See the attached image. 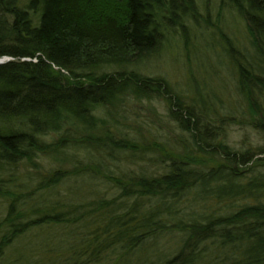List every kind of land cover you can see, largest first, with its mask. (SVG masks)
<instances>
[{
	"label": "trees",
	"instance_id": "obj_1",
	"mask_svg": "<svg viewBox=\"0 0 264 264\" xmlns=\"http://www.w3.org/2000/svg\"><path fill=\"white\" fill-rule=\"evenodd\" d=\"M198 1L0 0V172L39 153L73 166L3 191L0 249L38 228L49 264H264V147L236 149L225 132L247 112L264 134V0H200L217 8L219 47L236 68L239 102L225 113L136 70L177 29L188 50ZM224 15L246 22L248 58L218 26ZM130 97L167 102L180 140L220 163L179 156L170 135L163 151L114 135L105 112Z\"/></svg>",
	"mask_w": 264,
	"mask_h": 264
},
{
	"label": "rangeland",
	"instance_id": "obj_2",
	"mask_svg": "<svg viewBox=\"0 0 264 264\" xmlns=\"http://www.w3.org/2000/svg\"><path fill=\"white\" fill-rule=\"evenodd\" d=\"M213 1L215 0L211 2ZM198 13L195 23H188L192 29H195L188 50L185 49L180 39V31L177 29L171 40L164 43L160 53L147 63L140 65L136 70L148 75L164 76L175 91L182 93L186 100H192L190 96L194 95L198 98L199 104H202L201 98L203 100L206 98L207 101L214 102L222 114L225 113L226 108H232L235 100L239 102L238 96L236 99L235 91L236 68L230 62V57L219 47L223 42L216 30L217 26L214 25L218 13L217 8L211 4L207 6L199 0ZM218 26L223 27V31L239 45L240 50L248 58V50L252 44L246 22L239 16L230 15L226 17L224 15ZM5 59L9 60L8 57ZM217 96L223 100L222 105L225 107H219L220 101ZM102 114L104 115V113ZM257 115V118L261 117V115ZM105 117L110 132H113L114 135L125 132L135 137L141 147L155 145L161 151L163 148L169 150L164 146L163 141L170 135L171 138L178 141L175 153L179 156L196 159L197 162L207 166L217 165L221 161L218 157L212 158L208 154L196 151L189 143L180 140L178 132L181 131L178 129V124L167 118V102L164 100L130 97L112 108L110 113L105 112ZM240 119L242 121H239ZM250 119L251 116L247 112L243 118L237 113L236 120L226 126L227 140L236 149L256 151L264 147V134L253 125V121ZM73 128L79 129L77 126H73ZM58 137V134L50 133L44 137V140L53 142ZM80 155L87 156L85 151H81ZM256 158L264 159V153L258 154ZM58 161L48 154L39 153V156L33 161L35 166L30 162H22L8 172H0V243L8 233V225L4 219L12 199L3 191H17L16 186L18 184L26 182L32 176H36V178L42 176L54 168L63 167L72 170L71 163ZM120 166H122L121 162ZM127 166L130 167L124 161L123 167ZM261 170L264 171V166ZM10 178H13L12 183H8ZM47 232L34 228L17 238H13L10 243L1 247L0 264H49V259L52 260V253H47L42 244L44 243L42 240L47 238ZM161 248H163V243ZM109 264H114V262Z\"/></svg>",
	"mask_w": 264,
	"mask_h": 264
},
{
	"label": "bare ground",
	"instance_id": "obj_3",
	"mask_svg": "<svg viewBox=\"0 0 264 264\" xmlns=\"http://www.w3.org/2000/svg\"><path fill=\"white\" fill-rule=\"evenodd\" d=\"M4 60H6V59L5 58L0 59V61H3V62H4Z\"/></svg>",
	"mask_w": 264,
	"mask_h": 264
},
{
	"label": "water",
	"instance_id": "obj_4",
	"mask_svg": "<svg viewBox=\"0 0 264 264\" xmlns=\"http://www.w3.org/2000/svg\"><path fill=\"white\" fill-rule=\"evenodd\" d=\"M3 61H1L0 63H2Z\"/></svg>",
	"mask_w": 264,
	"mask_h": 264
}]
</instances>
